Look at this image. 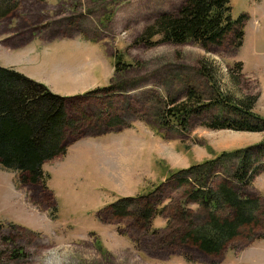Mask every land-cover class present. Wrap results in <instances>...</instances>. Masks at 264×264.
Instances as JSON below:
<instances>
[{
    "label": "rangeland",
    "instance_id": "374dc122",
    "mask_svg": "<svg viewBox=\"0 0 264 264\" xmlns=\"http://www.w3.org/2000/svg\"><path fill=\"white\" fill-rule=\"evenodd\" d=\"M185 1L22 0L0 21V33L49 34L44 46H0V67L70 98L67 111L80 130L67 141L106 125L124 127L112 135L131 143L128 151L115 140L67 147L45 163L46 184H25L20 173L0 167V264H264V170L241 185L233 178L239 155L232 154L262 144L264 132L204 126L214 120L258 125L248 115L264 117V0H231L233 18L246 16L241 47L137 43L160 15L176 13ZM117 55L128 66L119 73ZM191 91L197 102L182 127L168 111ZM223 152L228 155L197 167ZM254 152L264 169V146ZM223 185L258 199L260 208L247 230L209 255L193 233L206 226L211 209L191 194ZM129 197L135 199L129 214L117 216L111 205ZM148 208L153 214L146 219L140 213ZM232 214L221 206L216 216Z\"/></svg>",
    "mask_w": 264,
    "mask_h": 264
},
{
    "label": "trees",
    "instance_id": "16d2710c",
    "mask_svg": "<svg viewBox=\"0 0 264 264\" xmlns=\"http://www.w3.org/2000/svg\"><path fill=\"white\" fill-rule=\"evenodd\" d=\"M21 3L22 0H0V21L12 17ZM245 21V15L238 19L233 18L231 0H186L176 13L160 15L145 29L137 43L147 47L157 44L195 43L210 50L233 42L234 46L241 47L245 36ZM158 36L160 39L154 41ZM117 57L116 72L119 73L128 66L123 65L120 57ZM202 73L209 81L213 80V75L205 63L202 64ZM106 89L113 90V86ZM69 99L52 93L44 84L14 69L0 67V167L20 173L25 184H46L49 176L43 170L45 163L64 156L68 147L67 137L80 130L76 120L67 112ZM195 102L196 96L191 91L187 102L180 107H170V116L167 118L186 127L189 116L194 112L192 105ZM219 102L224 104L225 100L219 99ZM224 105L238 108L229 102ZM248 116L257 120L258 125L214 120L204 126L218 131L264 132V117ZM262 146L264 141L232 153L239 155V166L233 178L241 185L252 184L254 177L264 170L258 167L259 162L254 152ZM227 155L228 152H223L216 159L197 167L212 164ZM191 197L200 199L211 209L209 222L193 233L194 244L209 255L219 254L229 242L243 230H247L260 208L258 199L247 196L242 198L224 185L217 192L196 189ZM134 201L131 197L121 198L111 206L115 214L122 217L129 214L127 210L133 207ZM221 206L233 211L231 218L221 219L216 216ZM140 214L148 219L153 210L148 208Z\"/></svg>",
    "mask_w": 264,
    "mask_h": 264
},
{
    "label": "crops",
    "instance_id": "0c3cea01",
    "mask_svg": "<svg viewBox=\"0 0 264 264\" xmlns=\"http://www.w3.org/2000/svg\"><path fill=\"white\" fill-rule=\"evenodd\" d=\"M40 31H41L40 29L38 31L37 30L28 31L24 29L22 32L20 33L18 32L20 35H19V38H16V39H13V38L18 33L13 32L12 30H8L5 32L2 31L0 34L6 33L8 35L3 39H1V36H0V46L8 50H16V49H21L23 47H29L31 44H35L36 46H44V45H48L49 43H51V41H49V34L47 33L44 36H40L39 34ZM107 52H108V55L113 58V54L109 52L108 50ZM67 112L69 116L72 117L70 115V111L68 110ZM85 112L88 113V111L86 110ZM72 118L75 119L74 117ZM124 130H125L124 127H119V129H115L114 127L109 128L108 126L104 125V129L102 127L98 131H94V130H91L90 132L81 131L83 133L81 134L82 135L81 137H79L78 139H72L71 141H66V144L68 147H71V149H74L76 148V145L79 146L80 143H83L85 141H88L89 143H92L94 145L97 143L110 142L112 140H115L113 137L114 135H112V133H122ZM115 142L121 143L122 146L120 148L122 151H124V149L128 151V146L131 145V143L129 142L126 136L115 140ZM136 150L140 151L142 150V148L140 146H137ZM60 160H62V158ZM45 165L43 167V170H45L44 169ZM46 172L49 173L48 171Z\"/></svg>",
    "mask_w": 264,
    "mask_h": 264
}]
</instances>
